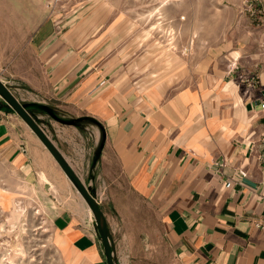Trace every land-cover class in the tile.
<instances>
[{
    "label": "crops",
    "instance_id": "crops-1",
    "mask_svg": "<svg viewBox=\"0 0 264 264\" xmlns=\"http://www.w3.org/2000/svg\"><path fill=\"white\" fill-rule=\"evenodd\" d=\"M39 39L36 35L29 46L42 51L40 73L47 86L39 87L32 75L22 83L39 94L37 102L65 117H92L103 129L49 122L53 136L45 130L85 184L105 191L124 187L155 207L166 227L162 240L179 264H264L260 62L253 70L261 87L239 90L238 100L235 83L228 79L242 73L239 57L230 58L228 72L216 80L179 89L141 88L123 75L121 54L101 33L86 43L82 38ZM255 55L261 61V54ZM0 81L16 97L11 83L2 76ZM4 105L0 99V164L46 196L45 190L55 188L54 176L68 189L44 146ZM95 148L100 155L93 162L88 157ZM110 201L121 205L114 197ZM52 219L76 264H107L98 238L80 227L78 215L64 211ZM128 235L121 232L122 238Z\"/></svg>",
    "mask_w": 264,
    "mask_h": 264
},
{
    "label": "rangeland",
    "instance_id": "rangeland-1",
    "mask_svg": "<svg viewBox=\"0 0 264 264\" xmlns=\"http://www.w3.org/2000/svg\"><path fill=\"white\" fill-rule=\"evenodd\" d=\"M237 2L0 0V76L11 83L21 102H37L39 94L21 81L32 75L39 87L47 86L40 73L42 51L29 46L31 39L36 35L41 41L75 42L82 38L86 43L101 33L108 38L110 47L121 54L123 75L139 81L141 88L162 85L179 89L202 79L216 80L228 72L230 58L235 61L239 57L242 73L238 78L228 79L235 83L233 92L239 100V90L261 87L260 77L253 68L260 62L264 73V28L240 14L237 9L241 0ZM259 53L261 61L255 57ZM46 103L60 108L56 102ZM41 114L33 113L41 116L37 123L53 136L49 122L61 125ZM261 121L264 124V115ZM78 127L98 131L88 123ZM36 140L43 146L37 137ZM259 143L264 164V135ZM97 151L95 148L88 159L93 161ZM52 161L54 170L60 172L69 187H62L54 176L55 188L45 190L47 196L44 190L22 184L18 175L0 164V264H76L77 257L62 244L56 230L58 224L52 219L64 211L81 218L80 227L98 238L104 256L88 204ZM85 186L104 215L117 264H179L162 240L166 227L155 207L135 194L128 195L124 187L105 191ZM112 197L121 200V205H114L110 201ZM121 232L129 235L122 238Z\"/></svg>",
    "mask_w": 264,
    "mask_h": 264
},
{
    "label": "water",
    "instance_id": "water-1",
    "mask_svg": "<svg viewBox=\"0 0 264 264\" xmlns=\"http://www.w3.org/2000/svg\"><path fill=\"white\" fill-rule=\"evenodd\" d=\"M0 99L24 121V123L28 126V128L32 131V133H34V135L44 146L46 151L50 154L57 166L63 172L64 176L68 179V181L72 184V186L78 191L80 196L88 204L95 220L94 231L100 239L105 261L107 264H117L106 220L97 202L90 195L88 189L86 188L85 184L80 179V177L71 168L68 162L64 159V157L60 154L55 145L52 143L50 138L46 135L45 131L37 123L36 119L38 118L34 116L33 113H43L53 121L63 126L78 127L82 123H88L96 126L102 132L103 129L100 123L89 116H83L79 118H70L62 116L56 110L44 103L35 101L25 103L21 102L1 81ZM101 148L102 145L99 147V149L101 150ZM100 150L95 154L93 162H96V160L99 158Z\"/></svg>",
    "mask_w": 264,
    "mask_h": 264
},
{
    "label": "built area",
    "instance_id": "built-area-1",
    "mask_svg": "<svg viewBox=\"0 0 264 264\" xmlns=\"http://www.w3.org/2000/svg\"><path fill=\"white\" fill-rule=\"evenodd\" d=\"M237 10L243 16L250 17L255 26L264 28V0H241ZM260 107L264 110V101Z\"/></svg>",
    "mask_w": 264,
    "mask_h": 264
},
{
    "label": "trees",
    "instance_id": "trees-1",
    "mask_svg": "<svg viewBox=\"0 0 264 264\" xmlns=\"http://www.w3.org/2000/svg\"><path fill=\"white\" fill-rule=\"evenodd\" d=\"M6 109H10L9 107H6Z\"/></svg>",
    "mask_w": 264,
    "mask_h": 264
}]
</instances>
